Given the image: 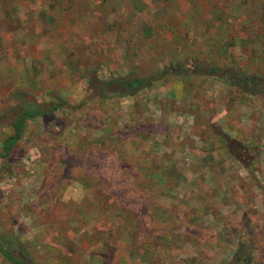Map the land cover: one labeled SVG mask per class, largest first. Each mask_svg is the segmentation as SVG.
Wrapping results in <instances>:
<instances>
[{"label": "rangeland", "instance_id": "374dc122", "mask_svg": "<svg viewBox=\"0 0 264 264\" xmlns=\"http://www.w3.org/2000/svg\"><path fill=\"white\" fill-rule=\"evenodd\" d=\"M192 59L264 80V0H0V147L14 91L65 101L0 158V246L31 264H233L241 242L264 264V97L187 71L133 95L103 83Z\"/></svg>", "mask_w": 264, "mask_h": 264}, {"label": "trees", "instance_id": "16d2710c", "mask_svg": "<svg viewBox=\"0 0 264 264\" xmlns=\"http://www.w3.org/2000/svg\"><path fill=\"white\" fill-rule=\"evenodd\" d=\"M185 65L179 62H173L164 65V68L160 73L151 75H132L130 77H111L103 83H115L118 86L119 93L123 95H133L138 90L149 86L152 81L167 74H185V71L192 74L204 75V76H221L228 84H234L238 89L246 90L264 97V80L261 77L256 76L253 72H247L245 69L235 66L234 64H228L226 66H216L207 61H198L196 59L187 60ZM65 101L58 98L56 101L39 102L33 98L28 97L25 94L15 95L14 109L12 112L13 118L8 121L11 128V133L6 135L0 147V158L9 154L16 141L19 139L21 131L26 124V121L37 116L46 115L49 112L58 108L64 107ZM12 106V107H13ZM9 245L2 244L0 246V254L10 264H31L29 261H25L15 252L14 244ZM241 242L237 246V252L234 256L233 264H252V257L249 254L244 256L245 249H241ZM243 247V246H242ZM242 254V255H241ZM227 264V263H226Z\"/></svg>", "mask_w": 264, "mask_h": 264}, {"label": "crops", "instance_id": "0c3cea01", "mask_svg": "<svg viewBox=\"0 0 264 264\" xmlns=\"http://www.w3.org/2000/svg\"><path fill=\"white\" fill-rule=\"evenodd\" d=\"M24 49L28 50L27 45H25V48H24ZM37 81L40 82L39 79H38ZM20 93H23V90H21V91H20V90L14 91V96H13L14 100H15V95L20 94ZM25 95H26V94H25ZM30 98H33V97H30ZM53 111H54V110H53ZM53 111L49 112V113L46 114V115H37V116H35V117H33V118H36V117H39V116H48V115H50V113H52ZM33 118H31V119H33ZM31 119H29V120H31ZM29 120L26 121V124H27V122H28ZM19 138H20V137H19Z\"/></svg>", "mask_w": 264, "mask_h": 264}]
</instances>
